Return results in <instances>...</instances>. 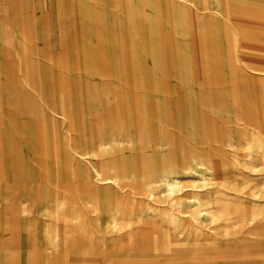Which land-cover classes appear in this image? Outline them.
<instances>
[{
    "label": "rangeland",
    "instance_id": "1",
    "mask_svg": "<svg viewBox=\"0 0 264 264\" xmlns=\"http://www.w3.org/2000/svg\"><path fill=\"white\" fill-rule=\"evenodd\" d=\"M263 86L264 0H0V241L22 264H264L240 119Z\"/></svg>",
    "mask_w": 264,
    "mask_h": 264
},
{
    "label": "bare ground",
    "instance_id": "2",
    "mask_svg": "<svg viewBox=\"0 0 264 264\" xmlns=\"http://www.w3.org/2000/svg\"><path fill=\"white\" fill-rule=\"evenodd\" d=\"M262 88H264V86ZM261 99H262V95H255V101L253 100L252 109H248V111L243 114V118L240 117V119L245 125V130L249 131L250 130L249 125H253L264 136V107L262 106ZM229 128H230V123L228 122L225 125H223L222 128H220L219 131L220 134L219 135L217 134V138L218 139L221 138V140L229 147L228 149H225L224 153L222 152L219 153L218 150L215 151L217 152V156H219L218 163H220L222 169L224 170H228L230 167V160L228 156L231 148L233 147V140H234L232 134L229 131ZM245 141L248 146L252 145V142L248 137H246ZM92 169L98 176H101L100 171L95 166L92 165ZM167 182H170L169 178L167 179ZM47 244L48 243H46L45 245ZM45 245L44 246L42 245L41 248L47 250L49 247L48 246L46 247ZM15 256H16L15 253L9 252V247L7 243L0 241V264H22L20 260H19L20 262L19 261L16 262Z\"/></svg>",
    "mask_w": 264,
    "mask_h": 264
}]
</instances>
